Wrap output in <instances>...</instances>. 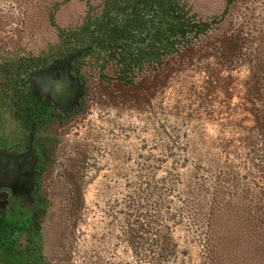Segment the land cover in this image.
<instances>
[{
  "label": "rangeland",
  "instance_id": "rangeland-1",
  "mask_svg": "<svg viewBox=\"0 0 264 264\" xmlns=\"http://www.w3.org/2000/svg\"><path fill=\"white\" fill-rule=\"evenodd\" d=\"M120 1L0 0V158L24 159L33 184L26 207L0 220V264H141L113 218L163 179L180 181L172 264H264V0H175L186 48L129 76L109 54L71 56V37ZM241 24L253 38L231 64ZM48 60L57 77L73 62L77 79L35 77L60 109L34 130L8 76Z\"/></svg>",
  "mask_w": 264,
  "mask_h": 264
},
{
  "label": "trees",
  "instance_id": "trees-1",
  "mask_svg": "<svg viewBox=\"0 0 264 264\" xmlns=\"http://www.w3.org/2000/svg\"><path fill=\"white\" fill-rule=\"evenodd\" d=\"M177 5L175 0H121L105 21L71 37V56L75 59L85 53L109 54V62L118 59L126 76L136 69L142 70L177 51L182 42L186 44L188 26ZM253 32L241 24L231 34L232 52L226 57L231 64L242 55ZM54 61H31L9 71L15 107L20 113L18 118L34 130L48 120L53 109L37 95L35 77L51 69ZM70 66L74 69L73 62ZM5 98L10 96L5 94ZM83 99L71 115L84 108ZM176 182L180 181L143 182L141 189L127 197L124 209L113 218L114 222L121 223V241L141 264H172L178 256L174 233L179 218L173 213L172 200L177 194Z\"/></svg>",
  "mask_w": 264,
  "mask_h": 264
},
{
  "label": "flooded vegetation",
  "instance_id": "flooded-vegetation-1",
  "mask_svg": "<svg viewBox=\"0 0 264 264\" xmlns=\"http://www.w3.org/2000/svg\"><path fill=\"white\" fill-rule=\"evenodd\" d=\"M63 70L64 73H60L57 77V73L59 71H56V67H52L51 69L47 70L45 75L47 76V78H49L50 75L51 81L53 83L64 81L65 78H67V80L69 81L77 79L74 74V70L70 65L66 66ZM81 101L82 98L80 99L79 103ZM52 108L56 111L60 109V107L57 106H52ZM63 114L66 115L65 113ZM17 160L19 159L9 158V160H5L0 158V220H4L5 218L9 217H6L4 215H12L13 213H16L15 211L19 210V207L20 209H24V206L26 207V204L23 205V200L27 199L26 193L29 192L30 188H33L31 180L27 178L24 164L26 163V161L24 162V159H22V161L21 159L20 161ZM30 202L31 205L34 204L33 200ZM13 219V221L7 220L6 223H8L9 226L18 228L25 224L29 225L33 223L32 217L29 219L27 218L24 221L18 220L17 218Z\"/></svg>",
  "mask_w": 264,
  "mask_h": 264
}]
</instances>
